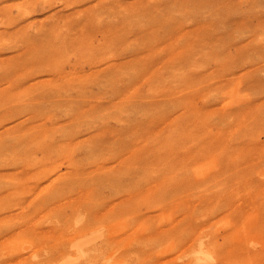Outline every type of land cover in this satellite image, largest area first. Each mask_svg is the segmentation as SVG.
Returning a JSON list of instances; mask_svg holds the SVG:
<instances>
[{
    "label": "rangeland",
    "instance_id": "1",
    "mask_svg": "<svg viewBox=\"0 0 264 264\" xmlns=\"http://www.w3.org/2000/svg\"><path fill=\"white\" fill-rule=\"evenodd\" d=\"M0 264H264V0H0Z\"/></svg>",
    "mask_w": 264,
    "mask_h": 264
},
{
    "label": "bare ground",
    "instance_id": "2",
    "mask_svg": "<svg viewBox=\"0 0 264 264\" xmlns=\"http://www.w3.org/2000/svg\"><path fill=\"white\" fill-rule=\"evenodd\" d=\"M6 12V11H5ZM8 13H9V11H7ZM11 13V12H10ZM13 13V12H12ZM18 14V13H17ZM21 14V13H20ZM8 15V14H7ZM11 15V14H10ZM9 15V16H10ZM3 16H5V14L3 15ZM14 17H15V15H14ZM8 17H6V19H7ZM8 20H11V17H10V19H8ZM11 21H13V20H11ZM11 21H8V22H11ZM12 23V22H11ZM4 24H6V23H4ZM10 27V26H9ZM59 30V29H58ZM166 190V189H165Z\"/></svg>",
    "mask_w": 264,
    "mask_h": 264
}]
</instances>
